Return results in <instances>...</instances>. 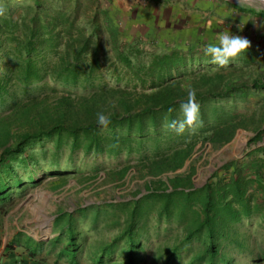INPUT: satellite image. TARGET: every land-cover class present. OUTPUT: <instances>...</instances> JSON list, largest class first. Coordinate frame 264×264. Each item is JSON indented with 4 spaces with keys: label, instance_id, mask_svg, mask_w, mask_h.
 <instances>
[{
    "label": "trees",
    "instance_id": "obj_1",
    "mask_svg": "<svg viewBox=\"0 0 264 264\" xmlns=\"http://www.w3.org/2000/svg\"><path fill=\"white\" fill-rule=\"evenodd\" d=\"M107 7H101L99 0H33L32 4L26 5L29 15L23 16L21 21L0 15V107L16 105L21 96L38 102L42 100L39 95L54 92L55 86L44 80L47 75L68 88L66 95L57 97L51 107L41 111L44 118L52 119L50 124L37 123L0 151L2 211L26 185L36 184L37 168L44 166L47 174L71 171L78 151L92 154L94 158L121 153L126 154L127 160L130 156L137 161L149 158L150 171L158 175L181 166L192 155L198 141L208 140L221 145L232 138L238 127L253 132L249 143L263 140L264 98L257 110L252 109L249 113L245 107L250 104L249 92L263 93L264 75L252 78L248 83L222 74L224 69L233 70L252 63L247 59L244 64H235V59L247 55L246 51L230 59L227 65L217 66L214 74H203L201 69L204 67L199 68V63L196 64V61L208 60L205 67L215 65L201 44L156 49L146 63L133 62L125 52L121 60L134 75L136 83L152 90L144 91L136 86L129 89L109 87L103 83L101 30L104 25L108 26ZM82 15L87 16L89 31L79 22ZM53 55L54 59L49 58ZM197 74L203 82L194 79ZM189 77L190 82L186 85L184 81ZM78 87L87 91L78 98L79 105L86 108L82 115L86 120L83 121L79 115L72 119L68 117L73 109L70 88ZM189 88L196 91L199 120L193 129L178 135L165 125L179 118V104L186 100ZM110 90L119 93L117 99H107ZM46 96L48 94L43 97ZM169 108L175 110L169 112ZM51 110H60V114L51 113ZM98 113L110 117L111 124L107 129L98 126ZM1 133L4 138L9 137L6 127L1 128ZM47 143H51V147ZM66 147L68 155L62 160L61 154ZM260 151L264 153V145L251 148L247 161L232 159L226 162L223 168L228 175L218 176L215 172V179L211 178L199 187H193L191 175L195 166L191 163L187 169L168 176L167 180L149 179L145 183L146 191L139 197L95 203L92 226L97 225L102 212L108 209L105 207H109L113 215L117 210L123 211L125 224L111 240L99 246L95 256L89 257L91 262L149 264L146 246H141L147 241L145 228L136 230V227L144 217L153 215L157 223L176 221L185 229L178 242L164 250L165 259L160 264H175L183 252L196 249L185 264H235L229 247L233 245L238 250L248 247V237L238 231V223L253 216L264 223V156H259ZM246 167L251 169L249 174L243 172ZM127 168V165L120 168L119 176ZM85 209L86 206L80 205L77 208V212L83 211L79 213L83 218L87 213ZM68 216L52 242L62 241L58 256L63 254L72 264H78L84 239L80 238L73 214ZM61 220L59 214L56 225ZM63 235L64 241L61 240ZM27 241L28 246H32L31 253L41 250L44 244L43 240L30 236ZM250 255L254 262L260 263L262 259L264 263V256L258 257L252 251ZM119 256L122 260L115 262ZM160 257H155V261Z\"/></svg>",
    "mask_w": 264,
    "mask_h": 264
},
{
    "label": "rangeland",
    "instance_id": "obj_2",
    "mask_svg": "<svg viewBox=\"0 0 264 264\" xmlns=\"http://www.w3.org/2000/svg\"><path fill=\"white\" fill-rule=\"evenodd\" d=\"M109 1L110 3H108V0H99L101 7L108 6V12L110 13L108 26L104 25L101 30V59L104 63L101 80L109 87L121 86L129 89L136 86L137 89L150 91L152 90L151 87L136 83L134 75L128 71L121 58L123 59L124 53L128 52L133 62L146 63L152 52L157 49V46L153 45L154 41L144 39L136 33H131L129 26L125 25L119 16L116 17L115 13L116 9L119 8L118 5L113 0ZM32 3L33 0H0V10L3 12L2 15L18 18L21 21L23 16L29 15L26 5ZM79 22L86 27L87 31L90 30L86 15H82ZM218 35L215 33L199 35L202 37L186 42L181 46L184 47L189 43H193V45L201 44L203 47L210 42L217 43ZM235 35L239 34L236 33ZM248 40L250 41V47L246 50L247 55L242 59H235V64H244L247 59L252 63L239 66V68L233 70L224 69L222 74H225L229 79L244 80L249 83L252 78L264 75V44L259 42L256 35ZM49 58L54 59L55 55L49 56ZM206 62L209 61L203 60V63L196 61V64L199 63V68L204 67L201 72L203 74L216 73L218 65L205 67ZM193 66L196 67V65ZM193 77L203 82L198 78L199 74ZM44 80L49 85L55 86V90L39 95L38 97L42 100L33 102V100L21 96L22 99L20 98L16 105L7 108L0 107V151L6 145L15 141L16 136L20 133L32 130L37 123L40 122V125L51 123L52 119L49 117L44 118L45 115L41 111L44 110V107H51L57 97L66 95L68 88L56 83L48 75L44 77ZM189 80L190 77L185 79L184 83L187 85L190 82ZM70 89L69 97L73 100V109L69 108L71 113L68 117L72 119L79 115L81 121L86 120L85 116H82L85 107L79 105L78 98L82 94H86L87 91L80 87L75 90L74 88ZM46 94L48 96L43 97ZM118 96L119 93L112 90L107 93V99L110 100L117 99ZM248 97L250 104L245 109L246 112L250 113L252 109L257 110L259 108L264 98V91L263 93L249 92ZM50 112L60 114V110L59 112L55 110ZM3 127L9 130L8 138L2 136L1 128ZM252 135L253 132L250 129L238 127L232 138L221 145L213 144L208 140L205 142L198 141L194 146L192 155L186 158L181 166L175 170H166L158 175H153L150 171L151 159L137 161L138 159L130 156L131 159L127 160L125 153L117 156L99 155L94 158L92 154H84L82 151H78L75 153L73 169H69L71 171L47 174V169L44 166L37 168L35 171L36 184L26 185L21 194H16L14 200L10 204H6L5 211L0 209L2 215L6 216L7 219V230L10 234L11 246L13 247L16 244L17 249L27 250L30 248V246L27 247L29 244L27 236H30L43 240L44 244L41 251L45 250L48 256L65 264H72L65 255L58 256L62 241L52 242L58 235L63 222L68 221V215L71 213L74 216L77 230H80V238L84 239V247L82 253L78 256V264H93L89 257L95 256L99 246L111 240L123 229L125 224L123 211L117 210L116 214L113 215L111 209L105 207L108 209L102 212L97 225L92 226L93 205L95 203L102 204L110 200L120 202L139 197L146 191L145 183L149 179L160 177L167 180L168 176L187 169L191 163L195 166V170L191 175L193 187H199L211 178L215 179L213 176L215 172L218 176L224 177L228 175V171L223 168L226 162L232 159L247 161V154L251 148L256 145H264V138L256 143H249ZM47 146L51 147V143H47ZM67 155L68 148L66 147L61 154L62 160ZM259 156H264L263 151L259 152ZM124 165H127L128 168L122 176H119L120 168ZM243 172L249 174L251 169L246 167ZM132 204L133 202H130V205ZM79 205L86 206L85 218L79 214L83 211L77 212ZM59 214L62 220L59 225H56L55 220ZM257 218L256 216L245 217L237 225L238 231L248 237V247L245 250H238L233 245L229 247V254L233 255L235 264H264L262 259H260V263L254 262L250 255L252 251L258 257L264 256V223L260 221V218ZM141 227L145 228L144 236L147 240L141 246H146L149 264L150 262H154V264L162 263L165 259L164 250L177 243L185 232L184 227L176 221L167 222L162 220L157 223V219L153 215L148 216L147 219L144 217L139 222L136 230ZM80 238L77 236V240L80 241ZM61 240H65L64 235ZM195 251L183 252L181 258L176 260L175 264H185ZM157 256L161 257L155 261ZM121 260L122 258L119 256L115 262Z\"/></svg>",
    "mask_w": 264,
    "mask_h": 264
},
{
    "label": "crops",
    "instance_id": "obj_3",
    "mask_svg": "<svg viewBox=\"0 0 264 264\" xmlns=\"http://www.w3.org/2000/svg\"><path fill=\"white\" fill-rule=\"evenodd\" d=\"M116 17L131 33L154 41L157 49H170L223 32L264 44V0H113ZM120 9V10H119ZM110 14V13H109ZM242 29V30H241ZM202 33V34H201ZM6 216L0 210V264H65L45 250L31 253L11 246ZM29 247V246H27Z\"/></svg>",
    "mask_w": 264,
    "mask_h": 264
},
{
    "label": "clouds",
    "instance_id": "obj_4",
    "mask_svg": "<svg viewBox=\"0 0 264 264\" xmlns=\"http://www.w3.org/2000/svg\"><path fill=\"white\" fill-rule=\"evenodd\" d=\"M2 14L3 12L0 10V15ZM217 41V43H208L203 51L211 57V62L218 66L227 65L230 59L237 57L250 47V41L247 38L230 32L219 34ZM174 110L169 108V112ZM179 113V118L172 119L165 125L168 130L174 131L178 135L183 134L186 129H193L199 120L200 105L197 103L195 89H188L186 100L179 104ZM97 124L102 129H107L111 124V119L103 113H98Z\"/></svg>",
    "mask_w": 264,
    "mask_h": 264
}]
</instances>
